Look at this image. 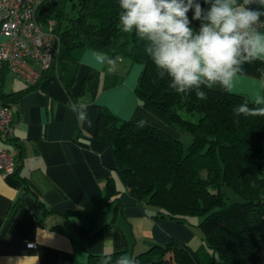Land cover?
I'll use <instances>...</instances> for the list:
<instances>
[{"label":"trees","instance_id":"obj_1","mask_svg":"<svg viewBox=\"0 0 264 264\" xmlns=\"http://www.w3.org/2000/svg\"><path fill=\"white\" fill-rule=\"evenodd\" d=\"M42 16L55 21L58 55L88 48L141 64L135 88L141 106L156 109L172 128L191 135L184 150L181 139L161 128L111 112L100 114L95 136L109 144L117 177L129 195L163 217L196 225L202 243L192 249L170 238L136 253L123 249L91 254L76 264H101L103 258L114 261L123 254L139 264H215L216 260L264 264V117L233 112L246 99L254 107L251 99L205 89L207 99L200 100L194 91L184 98L170 89L168 80L157 76L144 43L117 29L118 0H59ZM53 64L37 85L29 87L43 88L54 77ZM8 97L0 93V102L7 105ZM16 171L17 164L14 175ZM17 179L31 189L27 180ZM225 188L240 200L229 202ZM118 192L113 178L107 179L103 193L89 207L65 213L67 222L86 233L89 228L84 224L94 227ZM196 217V223L190 220Z\"/></svg>","mask_w":264,"mask_h":264},{"label":"crops","instance_id":"obj_2","mask_svg":"<svg viewBox=\"0 0 264 264\" xmlns=\"http://www.w3.org/2000/svg\"><path fill=\"white\" fill-rule=\"evenodd\" d=\"M98 53L103 52L76 48L58 55L54 77L43 88L29 87L14 74L16 79H9L2 65L0 93L9 96L14 130L8 141L0 140V148L13 156L17 173L0 172V264H76L91 254L123 249L136 253L170 238L192 249L202 243L196 225L163 217L129 195L117 177L109 144L95 136L102 112L147 122L180 139L181 132L156 109L141 106L135 92L141 64L103 53L116 64L100 66ZM232 93L251 100L264 97V63L245 64ZM81 104L86 105V118H78ZM109 178L119 191L116 199L94 227L84 224L89 229L79 232L65 213L89 207Z\"/></svg>","mask_w":264,"mask_h":264},{"label":"clouds","instance_id":"obj_3","mask_svg":"<svg viewBox=\"0 0 264 264\" xmlns=\"http://www.w3.org/2000/svg\"><path fill=\"white\" fill-rule=\"evenodd\" d=\"M118 7L117 29L144 43L157 76L184 98L194 91L205 100V89L217 87L232 94L245 64L264 63V0H118ZM96 59L100 66L115 67L116 61L103 53ZM251 103L255 106L249 107L248 99L235 106L234 114L264 117V97ZM76 112L86 118V105ZM101 264L139 261L123 254Z\"/></svg>","mask_w":264,"mask_h":264},{"label":"built area","instance_id":"obj_4","mask_svg":"<svg viewBox=\"0 0 264 264\" xmlns=\"http://www.w3.org/2000/svg\"><path fill=\"white\" fill-rule=\"evenodd\" d=\"M59 0H0V61L27 86H35L51 69L58 53L60 38L54 19L42 16ZM43 6L49 9L43 13ZM14 130L8 105L0 102V140L8 141ZM16 161L4 147L0 148V172L14 175ZM29 243V247H33Z\"/></svg>","mask_w":264,"mask_h":264},{"label":"rangeland","instance_id":"obj_5","mask_svg":"<svg viewBox=\"0 0 264 264\" xmlns=\"http://www.w3.org/2000/svg\"><path fill=\"white\" fill-rule=\"evenodd\" d=\"M66 8L68 9L69 8V3L66 4ZM2 65H5L4 62L0 61V71L2 70ZM7 77L9 79H16V77L13 75V73L11 71L8 70V74H7ZM188 138V140H187ZM180 139V138H179ZM181 141H182V144H183V148L184 150L187 149V146L188 144L190 143L191 141V135L188 134V133H185V132H182L181 133ZM262 166H264V160H262V163H261ZM225 191L227 193V196H228V200L229 202H233V201H239L240 200V196L237 195L236 193H234L232 190L228 189V188H225ZM192 220V219H191ZM194 223L197 222V217L196 218H193L192 220Z\"/></svg>","mask_w":264,"mask_h":264},{"label":"water","instance_id":"obj_6","mask_svg":"<svg viewBox=\"0 0 264 264\" xmlns=\"http://www.w3.org/2000/svg\"><path fill=\"white\" fill-rule=\"evenodd\" d=\"M57 5V1H54L51 3L50 6H55ZM49 9V6H43L40 10H39V13H43L44 11L48 10Z\"/></svg>","mask_w":264,"mask_h":264}]
</instances>
